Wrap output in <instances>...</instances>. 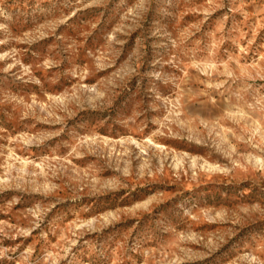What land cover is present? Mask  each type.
<instances>
[{"label": "rangeland", "instance_id": "obj_1", "mask_svg": "<svg viewBox=\"0 0 264 264\" xmlns=\"http://www.w3.org/2000/svg\"><path fill=\"white\" fill-rule=\"evenodd\" d=\"M0 264H264V0H0Z\"/></svg>", "mask_w": 264, "mask_h": 264}]
</instances>
